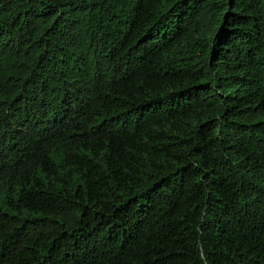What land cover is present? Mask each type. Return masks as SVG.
Returning <instances> with one entry per match:
<instances>
[{"label":"trees","instance_id":"obj_1","mask_svg":"<svg viewBox=\"0 0 264 264\" xmlns=\"http://www.w3.org/2000/svg\"><path fill=\"white\" fill-rule=\"evenodd\" d=\"M0 264H264V0H0Z\"/></svg>","mask_w":264,"mask_h":264}]
</instances>
